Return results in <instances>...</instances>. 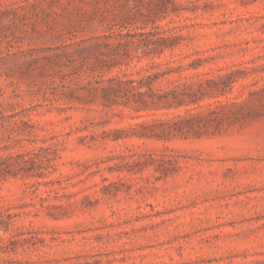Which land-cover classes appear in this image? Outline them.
I'll return each mask as SVG.
<instances>
[{
  "label": "rangeland",
  "instance_id": "obj_1",
  "mask_svg": "<svg viewBox=\"0 0 264 264\" xmlns=\"http://www.w3.org/2000/svg\"><path fill=\"white\" fill-rule=\"evenodd\" d=\"M0 264H264V0H0Z\"/></svg>",
  "mask_w": 264,
  "mask_h": 264
}]
</instances>
